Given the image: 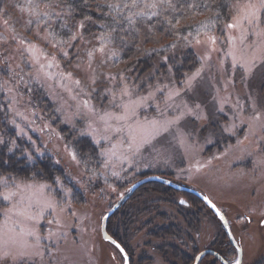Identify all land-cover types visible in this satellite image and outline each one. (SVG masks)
I'll use <instances>...</instances> for the list:
<instances>
[{"label":"rangeland","instance_id":"rangeland-1","mask_svg":"<svg viewBox=\"0 0 264 264\" xmlns=\"http://www.w3.org/2000/svg\"><path fill=\"white\" fill-rule=\"evenodd\" d=\"M25 7L26 0H0V9L9 14L7 25L3 23L5 17L0 16V37L3 38L0 39V88L4 94V99L0 98V140L4 142L0 149L5 145L11 147L10 153L17 154H14L15 161L9 159V164L30 167L32 172L21 176L2 173L0 177H15L18 183L34 186L27 193L33 201L31 213H40L45 200L52 201L55 207L45 209L34 220L12 214L6 219L2 213L7 210V204L0 202L4 240L14 236L37 244L38 236L40 255L34 264H125V255L102 235L103 216L134 181L157 174L209 195L225 214L231 237L224 221L198 195L160 181L172 187L166 192L165 187L158 188L147 181L107 222L109 234L121 240L131 264H193L205 249L215 250L234 264L235 259H240L238 247L242 249V264H264V119L257 125L252 119L264 113V33L257 36L256 28L245 25V39L241 41L240 29H225L221 34L205 29L200 35L201 43L189 36L193 43L180 47L184 43L182 35L173 34L165 39L168 33L157 34L160 27L156 25L155 36L147 31L149 36L138 43L130 60L133 63L137 56L158 52L176 42L174 54L191 48L198 59L178 79L172 76L175 74L172 62L168 63L171 74L165 67L164 57L168 55L154 56L146 70L143 66L138 71L125 69L124 51H119L124 44L120 41L107 44L104 54L95 51L89 68L87 52L101 46L98 39L101 29L79 30L84 36L79 42L59 45L57 41L69 39L62 33L57 41L48 43L36 36L39 31L51 40L43 24L31 31L25 26L28 14L21 11ZM41 10L46 9L42 6ZM229 14L232 15V9ZM201 15L194 19L196 24L192 26L209 20ZM188 25L189 19L182 26ZM13 27L20 37L49 53L48 59L56 57L54 66L46 69L52 79L38 72L34 64L31 68L28 66L32 62L26 61L24 46L13 39ZM176 33L184 34L182 30ZM205 33L217 37L215 45L205 43ZM229 35L235 38L234 42L226 39ZM123 39L127 43L125 36ZM152 47L157 50L151 51ZM229 50L245 63L255 61L250 75L238 68L232 70L231 57L227 56ZM62 51L68 53L67 58L61 57ZM110 51H115L118 58L110 56ZM41 63H47L43 56ZM201 68V78L193 89L182 87L186 76ZM68 73L71 79L67 78ZM93 76L95 84L91 83ZM75 80L81 81L79 87ZM123 85L133 93V99H137L136 93L145 97L143 105L129 113L125 121L114 122L122 126L121 133L105 132L98 123L93 127L99 128V132L89 134L88 122L80 115L86 111L83 100H88L98 111L121 114L120 109L111 107L106 90L119 95V87ZM157 85H167L168 89L179 90L181 95L168 100L167 89L163 96L155 92ZM127 101L125 97L124 102ZM185 102L193 109L192 113H187ZM49 103L52 108L48 110ZM196 104L200 108H195ZM181 111L185 116L180 124L163 131L161 126ZM153 120L158 122L156 129L149 126ZM130 129L138 140L148 138L149 133L154 138L133 152L129 149ZM261 129L263 134L255 136ZM102 135L110 139L101 140L97 145L95 141ZM86 137L97 147L93 155L82 154L75 147V143ZM178 137L183 139V144ZM109 148L116 156L105 166L100 152ZM19 158L26 161L17 162ZM41 162L49 163L45 166ZM42 185L47 187L42 189ZM181 200L185 203L181 204ZM28 231L36 236L26 235ZM198 262L224 264L214 253L203 254ZM0 264L6 262L0 261Z\"/></svg>","mask_w":264,"mask_h":264},{"label":"snow or ice","instance_id":"snow-or-ice-1","mask_svg":"<svg viewBox=\"0 0 264 264\" xmlns=\"http://www.w3.org/2000/svg\"><path fill=\"white\" fill-rule=\"evenodd\" d=\"M43 6L46 10H41ZM186 6V8H185ZM91 5L88 3V0H26V7L21 9V11L27 12L28 19L26 21V27L29 31L35 26L39 28L43 24L45 30L48 32V37H51V40H48L47 37L41 36L39 31H37L36 36L39 40H45L48 43L52 41H57L59 33L56 31V27H53L55 23L56 26L62 31H66L69 39L68 40H59L57 43L59 45L69 44L71 42H79L84 39L83 32L79 30H85L86 24L94 23L91 16L85 14L83 19L79 20L77 23L69 24L70 20L75 19L78 9L82 11L84 8H89ZM96 7L106 8L105 16L101 19L109 20L110 23H105L99 25L102 29L101 35L98 39L101 42V46L98 49L89 50L87 56L89 57V68H91V59L95 51L100 53H105V46L111 44L114 41H120L122 44H126V41L123 39L121 34L127 33H136L137 35L141 31V27H147L149 33L151 34L153 29L157 24L161 25L160 31L167 32L169 35L177 34L182 35L183 44L179 45L180 47H186L193 43L192 40H189V36H193V40L196 43H201L200 35L202 30L208 29L209 31H214L216 23L222 20V17L217 14L214 18H210L208 21H202L198 25L188 26L184 30V34L175 33L176 25L173 23L175 20L176 23H179L180 18H184L187 15L188 11H191L193 14L198 13L201 9L204 11H210L211 5L205 3L204 0H108L105 4L97 3ZM232 9V15L229 16V23L224 25L221 28L223 33L225 29H240L241 30V41L245 39L243 34L244 26L249 25L257 29L255 34L260 36L264 33V0H235L234 3L228 5ZM59 9V10H57ZM8 13L0 9V16H4L5 19L3 23L7 25L9 23L7 17ZM171 16V18H169ZM73 29H77L74 31ZM13 39L17 40L18 43L23 45V52L27 54L26 61H31L28 66L31 68L33 64L36 66L38 72H44L45 76L49 79H52L50 72H47L46 69H51L56 60L55 56H52L51 59H48L49 53L44 52L37 44L33 43L30 40H27L24 37H20L13 27ZM115 33V35H113ZM0 39H3L0 37ZM227 40H235L232 36H227ZM217 42V37L215 35H208L205 33V43L215 45ZM178 44L176 42L167 46L164 51L169 49L177 48ZM151 51H156L155 49ZM110 56H117L115 51L109 52ZM47 61V63H41V57ZM227 56L231 57V68L235 71L237 68L250 75L252 69L255 67V61L250 63H245L243 59H237L235 53L231 50L227 52ZM62 58H67V52H61ZM118 58V56H117ZM210 59V56L207 57ZM168 57H164L165 67H168ZM176 57H172V61H176ZM58 67L59 65H55ZM79 67V65H78ZM94 71V70H93ZM168 72L171 74V68L168 67ZM202 68L197 69L192 73L191 76H186L185 83L182 87H186L187 90H192L198 79L201 78ZM63 76V73H61ZM67 78L71 79V73L67 74ZM155 79V77H152ZM39 79V77H37ZM91 83H96V77L93 76L90 78ZM108 79L114 80L115 77H109ZM75 84L79 87L81 84L80 80H75ZM167 89V99L173 100L175 97L180 96L179 90L168 89L167 85L163 87L157 85L154 86L155 92H159L163 96L165 90ZM83 91V89H81ZM107 94L111 97V107L118 108L121 110V114H116L115 112L104 110L98 111L96 107L88 100H83V108L86 111L80 113L84 121H87L88 133H97L99 128L93 127L95 124H101L105 132L112 133H121L123 131L122 126L114 124V122H122L128 119L129 113H134L136 107L142 106L145 102V97L139 96L138 93L135 95L137 99H133V93L129 90L127 85L119 87V95L116 91L107 89ZM152 99H155L152 93L149 94ZM127 97L128 101L124 102V98ZM251 99V96L249 97ZM255 110V105H251ZM184 108L187 110V113H192L193 109L188 107L187 103H184ZM195 108H200L199 104L195 105ZM222 111V109H221ZM185 112L181 111L173 120L166 121L162 126V130L167 132L171 125H179L180 121L184 118ZM200 118V117H196ZM259 114H256L252 117L254 120H259ZM158 122L153 120L150 122V127L156 129ZM154 138L152 133H149L148 138L139 139L134 134L133 130H129V149L133 152L138 151L140 146L145 143H149L150 139ZM110 139L107 135H102L99 140H96L95 143L100 145L101 140ZM179 143L183 144L184 141L182 138L178 137ZM4 143L0 140V144ZM13 149L9 148L8 151L11 152ZM100 156L104 158L102 161L105 166H107L113 157L116 156L115 151L112 148H109L106 151L100 152ZM29 158L31 156L29 155ZM76 158L75 153H73V159ZM42 189L46 188V185L40 186ZM34 186L27 183H18L15 177H0V202H6L7 210L2 214L7 219L10 214L25 217L28 220L38 219L43 211L47 208H54L55 204L50 200H45L42 202L40 207V213L33 214L30 209L32 206V198L27 195L30 189H33ZM131 191V189H129ZM123 195V194H121ZM40 203V202H37ZM181 204H184L185 201L181 200ZM211 203V201H209ZM215 208V205H212ZM218 211V210H217ZM223 219V216H221ZM14 231L9 229V232ZM28 236H36V233L28 231L26 233ZM37 244H29L26 240L21 241L14 236H9L8 240L5 241L3 238V226H0V261L6 262V264H34L36 257L40 255L38 249L39 237L36 236ZM113 244H116V241H112ZM116 247L123 252L124 249L120 247L119 244H116ZM234 264H242L240 259H235Z\"/></svg>","mask_w":264,"mask_h":264},{"label":"trees","instance_id":"trees-1","mask_svg":"<svg viewBox=\"0 0 264 264\" xmlns=\"http://www.w3.org/2000/svg\"><path fill=\"white\" fill-rule=\"evenodd\" d=\"M65 2H67V0H65ZM99 2H100V4H105L104 1L102 2L101 0H88V3L91 5V7L84 8L82 11H80L78 9L77 14L75 15V19L70 20L69 24L71 25L73 23H77L79 20L83 19V16L85 14L90 15L92 21H94V23L87 24L88 25V27L86 28L87 32H92V31H95L97 29H101L99 27V25H101V24L110 23L109 20L101 19V17L105 16L107 9L106 8L98 9L96 7V5ZM197 2H199V0H197ZM204 2L211 5V10L210 11H204L201 9L196 14H193L191 11H188L186 17L180 18V20H179L181 22L180 24H177L176 21L174 20L175 21L174 24L176 25V27H178V28H175V33L177 32V30H182L184 33V30L186 27L192 26L193 23L196 24L195 18L199 19L200 16H202L201 14H204L205 15L204 18H206V19L207 18L208 19L214 18L217 14H219L222 17V20L218 21L216 23L214 33L221 34V28L220 27L226 25L229 22L230 8L228 7V5L232 3V0H204ZM185 8H186V6H185ZM57 10H59V9H57ZM188 19H189V25L186 27H183L182 26L183 22H186ZM157 26L161 28V25L157 24ZM179 26H182V27H179ZM54 27H56V31L59 34L63 33V34L68 36L67 32L59 29L55 23H54ZM155 28H157V27H155ZM147 31H148L147 27L142 26L141 31L138 35L136 33L121 34L122 36H125L128 39L126 44H124L122 47L121 46L119 47V51H121V50L124 51V58H122V60L127 62V64L125 65V69L138 71V70H140L139 69L140 66H143L144 70H146L152 65V59L154 58V56H156V55L157 56L168 55V58H169L168 63L172 62V67H173V70L175 72V74L174 75L172 74V76H174L178 79H181L184 76V73L186 71H188V67H190V64H192V66L197 64L198 59L196 57V54L193 53L191 48L189 50H186L185 52H182V53L177 52L176 54H174L173 49H170L168 51H164L163 49H158V50L156 49L158 52H154V53H150V52L145 51L147 53V54H145V56H137L135 61L132 63V61L130 59L134 56V53L136 51V47H137L138 43L141 42L142 39L147 38L149 36V33H148L149 31L148 32ZM154 32H155V29H153V31H152L153 36H155ZM162 33H163V31H159L157 34L160 35ZM113 35H115V33ZM171 36H173V35L166 34L165 39L169 38ZM162 37H163V35H162ZM153 49H155V48H153V47L150 48V50H153ZM173 56H175L177 58L175 62L172 61ZM127 60H130V62ZM35 93H37V92H35ZM36 95H38L39 98L42 99L41 94L37 93ZM0 98L4 99V94L1 91V88H0ZM45 100L48 101L47 98ZM0 102H2V101L0 100ZM47 107L49 110V108H52V105L49 103L47 105ZM75 145H76L75 147L78 149V152H80L82 154H92L93 155L97 152V147L91 138L86 137V139H84L83 141L79 140L78 144L75 143ZM8 149H9V146L7 147L6 145L2 149H0V174H2V173L12 174V175L19 174L18 176L29 175L28 173L32 172L30 167H29V169H30L29 170L27 168L20 167L21 165L17 166L18 165L17 163L12 164V162H11V164H9L10 158H13L14 161L16 160V158L14 157V154H17V153H10L8 151ZM19 159H20V161L17 160V162L23 163L26 161L24 158H19ZM48 163L49 162H44V163L41 162V164H43L45 166H47ZM145 183H147V182H145ZM148 183L152 184V185L156 184L157 186H159L158 188L165 187V189L163 191H166V192H168L172 188V187L169 188L168 186H164L163 185L164 183H162L158 180H151ZM154 188H156V187H154ZM158 188H156V189H158ZM107 230L109 232L108 226H107ZM111 234L115 237V234H113V232H111ZM116 240H118L119 243L123 246V244L120 242L121 240H119V239H116Z\"/></svg>","mask_w":264,"mask_h":264},{"label":"water","instance_id":"water-1","mask_svg":"<svg viewBox=\"0 0 264 264\" xmlns=\"http://www.w3.org/2000/svg\"><path fill=\"white\" fill-rule=\"evenodd\" d=\"M150 180H159V181H163L165 183H169L170 185H172L173 187L177 188V189H180V190H186V191H189V192H193L195 193L196 195H198L202 200H204L209 206L210 208L218 215V217L221 218V216H223V221L225 223V226H226V229H227V233L229 234V236L231 237V230L229 228V225L227 223V219H226V216L225 214L219 209V207L216 205V203L209 198V196L205 195L204 193L196 190V189H193L191 187H187V186H184V185H181V184H178V183H175V182H172L171 180L169 179H165L163 177H161L160 175H157V174H151V175H147V176H144L136 181H134L131 185H130V188L131 191H127L126 193H124L123 195H121L119 197V199L112 205V207L105 213V215L103 216V219H102V235L105 239H109L111 241H116V244H119L121 248L124 249V251L122 252L124 255H125V264H131L130 263V259H129V256L127 255V252L125 250V248L119 243V241H117L115 238H113L108 230H107V221H108V218L114 213V211L123 203L126 201L127 198H129L133 192L143 183L147 182V181H150ZM184 201V200H183ZM209 201H211V203H209ZM212 205H215V208L212 207ZM218 210V211H217ZM115 244V245H116ZM239 248V251H240V260H241V256H242V249ZM205 253H214L217 255V257L224 263V264H231L229 261H227L226 259H224L219 253L215 252V250L213 249H205L203 250L202 252L199 253V255L197 256L195 262L193 264H197L200 257L205 254Z\"/></svg>","mask_w":264,"mask_h":264},{"label":"bare ground","instance_id":"bare-ground-1","mask_svg":"<svg viewBox=\"0 0 264 264\" xmlns=\"http://www.w3.org/2000/svg\"><path fill=\"white\" fill-rule=\"evenodd\" d=\"M264 119V113L260 114V118L259 120H256V125L259 124L260 121H262ZM264 127H262L263 129ZM259 130L257 133H255V136H259L260 134H263V130Z\"/></svg>","mask_w":264,"mask_h":264},{"label":"flooded vegetation","instance_id":"flooded-vegetation-1","mask_svg":"<svg viewBox=\"0 0 264 264\" xmlns=\"http://www.w3.org/2000/svg\"><path fill=\"white\" fill-rule=\"evenodd\" d=\"M203 193V192H202ZM205 194V193H204ZM205 195H207V194H205ZM207 196H209V195H207ZM209 198L211 199V197L209 196ZM204 201V200H203ZM205 202V201H204ZM206 203V202H205ZM207 204V203H206ZM208 205V204H207ZM209 206V205H208ZM210 207V206H209ZM199 263V262H198Z\"/></svg>","mask_w":264,"mask_h":264}]
</instances>
